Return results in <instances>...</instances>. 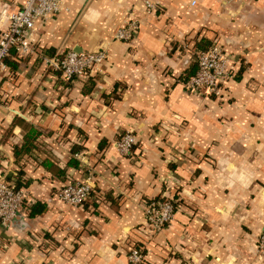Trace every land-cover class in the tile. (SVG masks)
Masks as SVG:
<instances>
[{
	"label": "crops",
	"instance_id": "0c3cea01",
	"mask_svg": "<svg viewBox=\"0 0 264 264\" xmlns=\"http://www.w3.org/2000/svg\"><path fill=\"white\" fill-rule=\"evenodd\" d=\"M157 1L146 12L142 0H63L35 23L34 51L0 72V171L27 183L0 226V264H129L134 248L142 264H264V0ZM19 7L0 0V30ZM128 18L135 40H114ZM214 42L233 78L219 97L187 92L194 54ZM99 49V70L68 82L44 62ZM29 132L37 149L17 159ZM125 132L136 144L122 156ZM69 178L91 183L86 205L59 200ZM153 200L176 207L157 232L143 216ZM36 203L45 211L29 217Z\"/></svg>",
	"mask_w": 264,
	"mask_h": 264
},
{
	"label": "built area",
	"instance_id": "2783aa9c",
	"mask_svg": "<svg viewBox=\"0 0 264 264\" xmlns=\"http://www.w3.org/2000/svg\"><path fill=\"white\" fill-rule=\"evenodd\" d=\"M20 7L9 14L7 27L0 30V72L6 69L3 58L11 48L24 57L31 54L34 49L30 34L37 21H44L61 11L63 0H19ZM146 12L157 9V0H142ZM139 30V22L128 18L114 33L113 39L124 43L135 40ZM106 52L102 49L75 53L66 52L52 59H44L59 73L64 81L85 76L99 70L106 60ZM197 69L193 76L183 83L187 92L197 96L219 97L224 84L233 78V56L225 51L223 45L214 42L205 51L194 54ZM136 144V137L132 132L121 134L115 142L116 150L122 156L130 154ZM92 192V185L73 181L64 184L57 192V196L64 204L80 207ZM26 197L23 189H16L9 180L7 173L0 171V226L8 227L18 215ZM175 203L171 200H153L143 206L144 221L154 232L162 230L169 225L175 216ZM256 250L264 254V224L259 233ZM129 264H142L144 256L140 248H134L127 254Z\"/></svg>",
	"mask_w": 264,
	"mask_h": 264
},
{
	"label": "trees",
	"instance_id": "16d2710c",
	"mask_svg": "<svg viewBox=\"0 0 264 264\" xmlns=\"http://www.w3.org/2000/svg\"><path fill=\"white\" fill-rule=\"evenodd\" d=\"M24 57H21L19 56L15 49L11 48L7 54V56H5L3 58V63L5 64L6 66V69H9V70H16L17 69V66L18 64L20 63L21 60H23ZM196 69H197V66L196 64L194 63L187 71V77L185 78L188 79L189 77L193 76L196 72ZM92 79V78H91ZM185 82V81H184ZM183 82V83H184ZM30 141L26 140L25 138V142L23 144V146L21 148H18L16 146H13L12 147V152H13V156H15V158L18 159V157H22V154H26L28 153L29 151L31 150H34V149H37L35 148V146L32 145V141L34 139V132H29L27 133V138L30 137ZM77 166V163L74 164ZM16 173L15 177L16 179H14L13 181L11 180L10 176H8L9 180H11L15 186V188L18 190V189H22L23 187H26L27 183L25 180H23V173H22V170H17L15 169L14 170ZM12 173V172H11ZM69 182H73V180H71L70 178L67 180L66 183H69ZM91 194L92 192L89 194L88 198L86 199V201L83 202V204L81 205L84 206L86 205V203L90 200L89 198L91 197ZM30 210H29V217H34L35 215H38V214H41L45 211V206L41 203H36V204H33L31 207L29 206Z\"/></svg>",
	"mask_w": 264,
	"mask_h": 264
}]
</instances>
